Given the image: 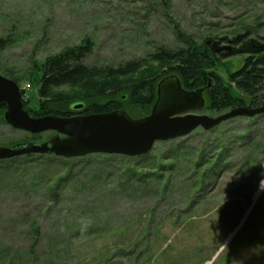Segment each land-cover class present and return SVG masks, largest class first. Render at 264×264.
<instances>
[{
	"label": "rangeland",
	"instance_id": "1",
	"mask_svg": "<svg viewBox=\"0 0 264 264\" xmlns=\"http://www.w3.org/2000/svg\"><path fill=\"white\" fill-rule=\"evenodd\" d=\"M170 1L166 14L160 0H0V76L24 87L85 38L87 66L117 68L178 48L174 24L199 44L249 32L264 45V0ZM244 59L215 73L228 84ZM28 97L37 111L35 85ZM3 117L0 146L31 140ZM173 142L184 148L157 143L135 180L105 155L0 161V264H264V115Z\"/></svg>",
	"mask_w": 264,
	"mask_h": 264
},
{
	"label": "trees",
	"instance_id": "2",
	"mask_svg": "<svg viewBox=\"0 0 264 264\" xmlns=\"http://www.w3.org/2000/svg\"><path fill=\"white\" fill-rule=\"evenodd\" d=\"M159 4L164 13L171 12L170 0H160ZM149 10L151 8L147 9ZM173 33L180 45L178 48H160L145 59L131 61L117 68L86 65V59L95 49L90 38H85L81 44L49 57L38 67L34 80L28 82L37 87L40 99L38 110H30V115L33 118H72L125 111L132 118L141 119L152 114L159 99L160 84L172 76L179 79L184 91L201 94L206 104L204 110L211 117L241 107L264 106V45L261 49L254 48L248 39L249 32L237 35L231 41L232 49L218 54L213 53V41L210 39L199 44L177 24H174ZM225 41L228 40L220 39L222 43ZM9 44V39H0V51H4ZM234 57H245L244 63L240 70L229 75L227 84L215 72L223 62ZM60 88H68L72 93L58 92ZM233 88L245 95L248 103L235 97ZM23 102L26 110L30 99ZM78 105H83V108L76 110ZM6 113L7 107L2 106L0 117L4 115L2 121L8 124L5 121ZM54 135H30V141L12 143L9 147L44 143ZM167 144L171 149L176 145L184 148L182 143L172 141ZM104 157L133 164L130 180L139 178L138 172L143 169L144 163L152 160L150 154L133 159L120 156ZM41 158L70 162L53 156ZM33 231L36 236L40 235L36 225Z\"/></svg>",
	"mask_w": 264,
	"mask_h": 264
},
{
	"label": "water",
	"instance_id": "3",
	"mask_svg": "<svg viewBox=\"0 0 264 264\" xmlns=\"http://www.w3.org/2000/svg\"><path fill=\"white\" fill-rule=\"evenodd\" d=\"M254 48L263 44L251 40ZM231 46L212 44L214 54L228 52ZM7 107L5 121L29 135L54 133L47 142L0 148V161L23 156H53L66 160L90 155L139 158L150 154L157 143H167L190 136L198 129L209 132L238 118L253 119L264 115V106L241 107L216 117L198 115L205 109L200 93L182 89L176 76L159 86L157 105L149 116L133 119L125 111L72 118H33L25 111L19 85L0 76V108ZM83 105L75 107L81 110Z\"/></svg>",
	"mask_w": 264,
	"mask_h": 264
},
{
	"label": "built area",
	"instance_id": "4",
	"mask_svg": "<svg viewBox=\"0 0 264 264\" xmlns=\"http://www.w3.org/2000/svg\"><path fill=\"white\" fill-rule=\"evenodd\" d=\"M25 92H28L31 89L30 85H26V87L23 88Z\"/></svg>",
	"mask_w": 264,
	"mask_h": 264
}]
</instances>
